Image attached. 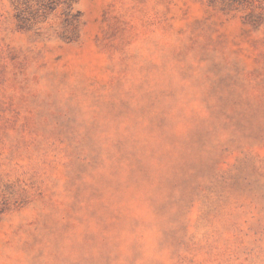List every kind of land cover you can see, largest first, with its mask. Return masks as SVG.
Returning <instances> with one entry per match:
<instances>
[{
	"label": "rangeland",
	"instance_id": "obj_1",
	"mask_svg": "<svg viewBox=\"0 0 264 264\" xmlns=\"http://www.w3.org/2000/svg\"><path fill=\"white\" fill-rule=\"evenodd\" d=\"M0 264H264V0H0Z\"/></svg>",
	"mask_w": 264,
	"mask_h": 264
}]
</instances>
